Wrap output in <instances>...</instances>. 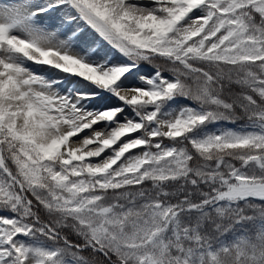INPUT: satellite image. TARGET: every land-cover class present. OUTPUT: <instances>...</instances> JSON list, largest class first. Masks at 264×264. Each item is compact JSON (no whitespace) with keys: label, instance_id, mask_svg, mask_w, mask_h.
<instances>
[{"label":"snow or ice","instance_id":"1","mask_svg":"<svg viewBox=\"0 0 264 264\" xmlns=\"http://www.w3.org/2000/svg\"><path fill=\"white\" fill-rule=\"evenodd\" d=\"M0 264H264V0H0Z\"/></svg>","mask_w":264,"mask_h":264},{"label":"rangeland","instance_id":"2","mask_svg":"<svg viewBox=\"0 0 264 264\" xmlns=\"http://www.w3.org/2000/svg\"><path fill=\"white\" fill-rule=\"evenodd\" d=\"M59 16L60 13L57 10H50L48 13H44L39 17V23L42 27H44L48 31H55L57 30L59 26ZM37 71H40L41 69L39 66H36ZM63 75V74H61ZM99 99V97H97ZM240 123H243V121H239L236 125H229V124H224L222 126L225 127H238ZM102 125H98L97 127H101ZM244 230L243 229H238L239 233H242ZM231 238V236H229Z\"/></svg>","mask_w":264,"mask_h":264},{"label":"trees","instance_id":"3","mask_svg":"<svg viewBox=\"0 0 264 264\" xmlns=\"http://www.w3.org/2000/svg\"><path fill=\"white\" fill-rule=\"evenodd\" d=\"M74 238V237H73ZM86 254H88V253H86ZM89 255V254H88Z\"/></svg>","mask_w":264,"mask_h":264},{"label":"bare ground","instance_id":"4","mask_svg":"<svg viewBox=\"0 0 264 264\" xmlns=\"http://www.w3.org/2000/svg\"><path fill=\"white\" fill-rule=\"evenodd\" d=\"M41 17V16H40Z\"/></svg>","mask_w":264,"mask_h":264}]
</instances>
